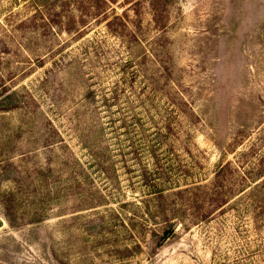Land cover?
<instances>
[{"label": "rangeland", "instance_id": "1", "mask_svg": "<svg viewBox=\"0 0 264 264\" xmlns=\"http://www.w3.org/2000/svg\"><path fill=\"white\" fill-rule=\"evenodd\" d=\"M12 92L0 264H264V0H0Z\"/></svg>", "mask_w": 264, "mask_h": 264}, {"label": "trees", "instance_id": "2", "mask_svg": "<svg viewBox=\"0 0 264 264\" xmlns=\"http://www.w3.org/2000/svg\"><path fill=\"white\" fill-rule=\"evenodd\" d=\"M16 99L17 98L14 92L3 94L0 98V110H7L13 107V103L16 102ZM259 173V175L264 176V169H261ZM175 228L176 224H171L168 230H166L162 235V238H167L169 235H171L175 231Z\"/></svg>", "mask_w": 264, "mask_h": 264}]
</instances>
